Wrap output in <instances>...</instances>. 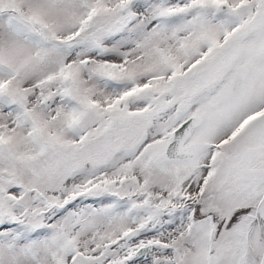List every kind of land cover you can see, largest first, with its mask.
Masks as SVG:
<instances>
[{"label":"snow or ice","instance_id":"obj_1","mask_svg":"<svg viewBox=\"0 0 264 264\" xmlns=\"http://www.w3.org/2000/svg\"><path fill=\"white\" fill-rule=\"evenodd\" d=\"M0 264H264V0H0Z\"/></svg>","mask_w":264,"mask_h":264}]
</instances>
